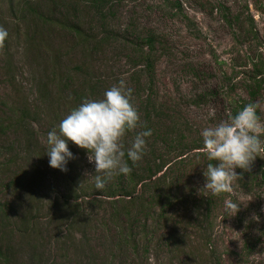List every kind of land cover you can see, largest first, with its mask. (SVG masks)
<instances>
[{
    "label": "rangeland",
    "instance_id": "rangeland-1",
    "mask_svg": "<svg viewBox=\"0 0 264 264\" xmlns=\"http://www.w3.org/2000/svg\"><path fill=\"white\" fill-rule=\"evenodd\" d=\"M88 1L0 0V264H264V159L213 196L199 135L250 102L264 121V0ZM120 79L152 131L100 191L71 141L67 171L49 166L46 134Z\"/></svg>",
    "mask_w": 264,
    "mask_h": 264
},
{
    "label": "clouds",
    "instance_id": "clouds-1",
    "mask_svg": "<svg viewBox=\"0 0 264 264\" xmlns=\"http://www.w3.org/2000/svg\"><path fill=\"white\" fill-rule=\"evenodd\" d=\"M8 38V31L0 25V46ZM133 89L123 79L107 88L102 98H85L69 109L58 126L46 134L44 153L50 167L67 171L74 154L68 142L86 151L94 165V189L103 190L114 177L131 172L129 162L139 161L146 147L151 129L141 123L140 114L132 102ZM257 104L246 103L234 113L200 130L202 151L207 163L202 170V189L213 196L232 194L234 181L240 178L235 171L249 170L256 157L264 159V121L257 114ZM215 109L209 108L205 119H211ZM137 128L130 146L125 147L126 133ZM240 204L225 199L224 210L235 215Z\"/></svg>",
    "mask_w": 264,
    "mask_h": 264
},
{
    "label": "trees",
    "instance_id": "trees-1",
    "mask_svg": "<svg viewBox=\"0 0 264 264\" xmlns=\"http://www.w3.org/2000/svg\"><path fill=\"white\" fill-rule=\"evenodd\" d=\"M102 0H89L88 2L90 3V4H92V5H96L98 2H101ZM70 28H71V30H73L77 35H80V33H81V29L79 28V26L78 25H74V26H70ZM145 41L147 42V43H151L152 42V38L151 37H147L146 39H145ZM260 57V59H258V65H253V69H252V71H253V77L251 78V79H253V83H252V85H253V89L250 91V95L252 96V97H254L255 96V93H256V91H257V89H259V87H260V85H264V76H263V78H261V77H258V78H255L257 75H259L260 74V71L261 70H263V73H264V62L262 61V59L261 58H263V55H259ZM260 65V67H258ZM19 114H20V116H19V118H18V121L16 122V124H19L20 125V123L22 122H24V119H25V117H26V113L23 111V110H20L19 111ZM22 128H23V130L25 131V132H27V130H26V127L23 125L22 126ZM134 175V174H133ZM132 179H133V177H132ZM0 211H3V208H2V206L0 205ZM0 215H3V213H0ZM3 258V259H5V253H4V251L1 249V246H0V258Z\"/></svg>",
    "mask_w": 264,
    "mask_h": 264
}]
</instances>
